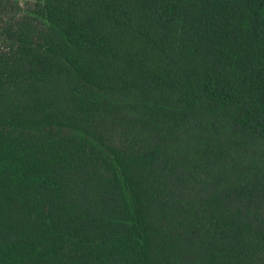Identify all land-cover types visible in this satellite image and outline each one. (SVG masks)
I'll use <instances>...</instances> for the list:
<instances>
[{"label":"trees","instance_id":"obj_1","mask_svg":"<svg viewBox=\"0 0 264 264\" xmlns=\"http://www.w3.org/2000/svg\"><path fill=\"white\" fill-rule=\"evenodd\" d=\"M49 3L80 54L0 69V106L28 96L0 118V264H264V0ZM123 64L162 94L96 80Z\"/></svg>","mask_w":264,"mask_h":264},{"label":"rangeland","instance_id":"obj_2","mask_svg":"<svg viewBox=\"0 0 264 264\" xmlns=\"http://www.w3.org/2000/svg\"><path fill=\"white\" fill-rule=\"evenodd\" d=\"M50 1V6L54 10L58 9L62 5V0H11L14 8L6 11L0 10V69L2 66H7L10 59L11 62H17L23 64L28 69L41 72H60L66 64V61L60 62L57 57L50 56L47 53L46 48L56 49L58 54L63 56L65 60H72L76 55L80 54L74 49L67 48L62 40L59 27L61 22L55 20L53 25L54 30H48L49 25H45L42 17V9L44 8L43 3ZM46 8H44L45 10ZM16 13L14 16L13 14ZM29 15L34 20V26H38L31 33V38L37 44H40L37 50L20 49L12 44L9 38L13 36L9 30L10 23L12 22V16H23ZM48 31V32H47ZM10 53V54H8ZM63 66V67H62ZM130 66L121 65L112 66L109 71L104 75L99 71V77L96 80L102 79L103 81H110L113 83V79L124 80L126 83L121 86H129L130 88H142L145 94L148 95H159L162 94V90L158 85L152 83H143L141 77H135V72L128 70ZM99 70V68H98ZM102 76V77H101ZM116 81H114L115 84ZM28 96L26 94H20L8 99L2 106H0V118L11 119L18 117L21 111L24 109Z\"/></svg>","mask_w":264,"mask_h":264}]
</instances>
